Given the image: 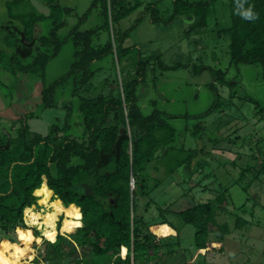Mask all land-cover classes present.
<instances>
[{
  "label": "trees",
  "instance_id": "16d2710c",
  "mask_svg": "<svg viewBox=\"0 0 264 264\" xmlns=\"http://www.w3.org/2000/svg\"><path fill=\"white\" fill-rule=\"evenodd\" d=\"M228 1L231 26L219 29L218 33L230 39V64L227 69H211L214 82L210 89L215 92L216 103L204 115L195 116L197 118L234 104L236 92L231 91L228 102H224L220 100L217 88L219 84L231 89L238 83L229 80L230 68L257 64L261 66L264 77V0ZM43 2L49 9L48 16L40 12L32 0H0V43L6 46L0 50V68L3 71L44 78L49 63L61 52L65 40L59 37V31L76 9L63 5L61 0ZM215 2L175 0L171 15L166 18L158 9L157 2L145 5L143 0H92L88 11L79 18L68 36L76 48L70 71L41 92L42 109H51L58 106L55 99L57 90L72 83L82 117L80 124H76L82 126L83 133L81 137L70 134L74 112L70 102L63 106L66 110L64 123L52 125L46 136L31 130L26 120L34 117L32 113L22 117L24 120L20 127L14 123V136L9 131L1 132V240L15 242L12 233L17 227L31 231L42 240L44 231H52L46 222L51 214L56 236L54 241L45 237L44 262L47 264H147L150 258L158 257L162 251L166 257L177 251L175 244L178 248L181 246L179 235L171 244L162 238L165 235H155L161 226L153 229L155 234L151 232L152 225H174L166 218L155 224L145 220L138 213L139 200L150 199L145 209L148 211L155 202L151 194L168 182L177 183L180 191L191 183L188 190L191 191L196 185L194 177L203 166L201 160L213 159V151L231 155L233 160L229 163L235 166L240 154L223 145L236 144L239 138L230 140L221 134L211 136L199 123L192 131L186 128L185 132L191 131L193 137L204 141L207 139L213 151L207 150L205 145L201 148L178 145L180 133L169 121L178 116L156 107L145 114L140 105L139 90L147 82L153 59L157 60L155 69L158 67L162 71L177 69L182 64L169 65L162 60V54L145 57L137 46L126 47L125 42L146 13H150L154 24L165 25L179 16H187L192 21L189 35L193 31L204 30L209 26ZM142 5H145V10L130 27L124 29L125 19ZM94 10L99 11L101 23L91 29H81ZM48 18L52 20V28L44 34L39 24ZM33 57L31 64H24V60ZM207 69L200 65L195 71L199 73ZM245 102L256 104L255 117L262 121L264 107L250 97H245ZM258 154L259 158H255L261 161V167L255 168L254 172L251 164L242 168L238 182L250 172L254 177L245 185V191L262 175L264 177V146L259 145ZM182 168L189 171V175L175 182L174 176ZM151 170L156 172V176H151ZM132 180L135 184L133 189ZM45 183L50 194L33 195ZM219 186L215 198L207 202H193L182 211L173 210L172 204L166 209L159 208L161 213H174L181 220V227L193 225L196 228L195 245L200 250L208 248L211 234H219L223 239L231 233L230 224L218 220L222 213L234 217L236 229L250 224L240 214L248 212V203L229 210L231 186L223 183ZM189 194L183 192L181 197ZM42 199L45 202L39 203ZM72 204L81 214V226L74 227V233L65 234L73 230L61 232L64 220L76 219L74 215L68 216V212L74 211L69 207ZM26 208L38 214L36 224L26 222L31 218L30 215L25 216ZM252 209L251 214L254 215L255 207ZM180 228L175 229L178 231Z\"/></svg>",
  "mask_w": 264,
  "mask_h": 264
},
{
  "label": "rangeland",
  "instance_id": "374dc122",
  "mask_svg": "<svg viewBox=\"0 0 264 264\" xmlns=\"http://www.w3.org/2000/svg\"><path fill=\"white\" fill-rule=\"evenodd\" d=\"M143 1L145 5L157 2L162 16L167 18L172 13L175 0ZM32 2L40 12L49 15V9L43 0H32ZM61 3L75 8L76 12L67 17L66 25L59 31V37L65 40V43L59 55L49 63L45 77L14 75L0 68V134L9 131L14 136V123L20 127L24 120L22 117L27 113H32L34 117L26 120L31 130L46 136L52 125L64 123L66 110L63 109V106L68 102L74 106L73 116L70 120V134L81 137L83 133L82 126L76 124H80L82 117L78 110V98L73 95L72 83L57 90L55 95L57 107L44 110L41 106V92L44 88L70 71L75 60L76 48L68 36L72 27L78 23L79 18L88 11L92 0H61ZM145 5L125 19L124 29L135 22L140 13L145 10ZM100 23L99 11L94 10L81 29H91ZM191 25L192 21L187 16H179L174 22L167 25L154 24L151 21L150 13H146L142 22L126 40V47L137 46L145 57L162 54V60L167 64H182L177 69L162 71L158 67L155 69L154 64L157 63V60L153 59L154 62L148 69L147 82L139 90L140 105L145 114L151 113L156 107L168 114L178 116L169 120L180 133L178 145H185L187 148H201L205 145L207 150L213 151V147L207 139L204 141L191 135L193 128L200 123L211 136L217 137L221 134L230 140L239 138V141L236 140V144L224 143L223 146L240 154V158L234 166L231 164L233 160L231 155H221L219 152L213 151V159L201 160L203 166L200 168L199 174L194 177L196 183L194 189L188 191L189 186L191 187V183H188L180 191L181 187L177 183L168 182L151 194L150 197L155 202L152 203L148 211L145 209L148 208L150 199L147 197L139 200L138 213L142 214L145 220L152 221L153 224L166 218L169 223L180 228L181 220L174 213L169 211L161 213L159 208L166 209L172 204L173 210L182 211L189 208L193 202H207L215 198L216 190L220 188V183H223L231 186L232 204L228 206V209L235 210L236 207L247 202L248 212H240V214L250 224L236 229L234 217L222 213L218 220L221 223L228 222L231 233L225 235L223 239H220L219 234H211L206 250L196 248V228L193 225H184L177 231L176 227L166 224L174 234L169 233L164 237L153 231L162 225H152L151 232L158 237L166 238V241L171 244H174L173 241L179 235L181 246L178 248V244H175L177 251L173 255L166 257L162 251L158 257L150 258L147 264H264L263 175L251 185L248 191L244 189L245 185L254 178L255 168L261 167V161L255 157L259 156V145L264 146V118L262 121H258L255 117L256 104L254 102L244 103V98H253L264 107L262 68L257 64H241L238 68H230L229 80L238 83L231 89L219 84H217V88L221 96L220 100L224 102H228L231 91L236 92L237 97L234 99V104L231 107L219 108L203 118L195 117L204 115L216 103L215 92L210 89V85L214 82L211 69H227L230 64V39L227 35L219 36L218 33L219 29L231 26L229 1L216 0L211 8L209 26L206 29L193 31L189 35ZM39 28L42 33L48 34L52 28V20L48 18L42 21ZM3 49H6V46L0 43V50ZM33 61L34 57L28 58L24 60V64H31ZM200 65L209 69L197 73L195 69L197 67L198 70ZM186 128H191V131L186 133ZM249 164L253 166V172L247 173L244 180L238 182L242 168H247ZM187 175H189V171L182 168L174 176V181L179 182ZM151 176H156L154 170H151ZM131 186L134 188L135 184L132 182ZM183 192L190 194L187 197H181ZM248 198H250L249 201ZM254 203L257 204L254 206ZM254 207V215H252ZM75 230L76 228L65 234H72ZM27 232L28 230L25 231V233ZM32 236L33 239L30 242L21 241L15 232L12 233L15 242L7 239L6 241L16 243L25 249L19 264H47L44 262L47 240L45 237L41 240L33 233ZM0 241L3 240L0 239ZM0 250H3L2 245H0ZM11 251L13 250L9 249L5 255L8 256Z\"/></svg>",
  "mask_w": 264,
  "mask_h": 264
},
{
  "label": "clouds",
  "instance_id": "9594fccd",
  "mask_svg": "<svg viewBox=\"0 0 264 264\" xmlns=\"http://www.w3.org/2000/svg\"><path fill=\"white\" fill-rule=\"evenodd\" d=\"M132 182L134 183L133 180H132ZM42 193L45 195L50 194V191L47 188L46 183L43 184L41 186V188L36 189L33 192V195L40 196ZM38 202L44 203L45 201L42 199ZM69 207L74 209V211L68 212V216L74 215L76 217V219L75 220L65 219L63 222L62 228H61L62 233L65 229H67L68 231H72L74 227L81 226L80 225V219H79L81 214H80L78 208H76V206L74 204L69 205ZM60 210L63 211L64 209L61 208ZM29 215L31 216V218L29 220H27L26 222L30 223V224H36L37 220L39 218L38 214L32 213V210L30 208H26L25 209V216H29ZM51 221H52V215L50 214L48 216L46 222L48 223V226L52 229V231H44L43 235L47 239L54 241L55 236H56V231H55V225ZM16 232H17V238L21 241L30 242L33 239L31 231H28L27 233H25L24 230L17 227ZM169 233L174 234L173 230L168 225L165 224V225L161 226L160 231L157 232L156 234L166 236ZM0 245H2V248H3V250H0V264H19L20 258L24 256L25 249L21 248L16 243H9L6 240L0 241ZM9 249H12L13 251H11V253L8 256H6L5 252H7ZM122 255H123V252H122ZM29 259H31V257H29Z\"/></svg>",
  "mask_w": 264,
  "mask_h": 264
},
{
  "label": "water",
  "instance_id": "95a60500",
  "mask_svg": "<svg viewBox=\"0 0 264 264\" xmlns=\"http://www.w3.org/2000/svg\"><path fill=\"white\" fill-rule=\"evenodd\" d=\"M133 189V188H132Z\"/></svg>",
  "mask_w": 264,
  "mask_h": 264
}]
</instances>
